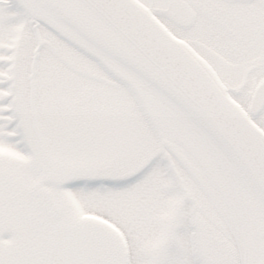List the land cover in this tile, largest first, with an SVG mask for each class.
<instances>
[{
    "label": "snow or ice",
    "instance_id": "obj_1",
    "mask_svg": "<svg viewBox=\"0 0 264 264\" xmlns=\"http://www.w3.org/2000/svg\"><path fill=\"white\" fill-rule=\"evenodd\" d=\"M0 264H264V0H0Z\"/></svg>",
    "mask_w": 264,
    "mask_h": 264
}]
</instances>
